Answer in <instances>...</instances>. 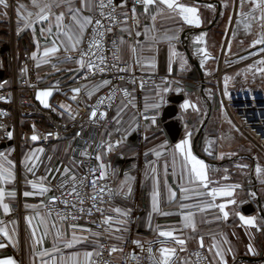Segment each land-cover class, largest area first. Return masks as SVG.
Listing matches in <instances>:
<instances>
[{
  "label": "snow or ice",
  "instance_id": "1",
  "mask_svg": "<svg viewBox=\"0 0 264 264\" xmlns=\"http://www.w3.org/2000/svg\"><path fill=\"white\" fill-rule=\"evenodd\" d=\"M250 5V10L245 13V5ZM199 0H195L193 4H187L182 0H29L28 3L17 2L15 7L9 3V0H0V17L9 18V10L12 9L17 17L16 35L19 37L21 32L26 29L31 30V40L35 44L34 51H31L30 56L26 54V59H31L35 62V67L40 68L43 64H48L51 60L56 59L61 63H75L78 65L77 69H69V72H75L76 75L72 76L74 83H79L80 80L89 81L95 76L98 71L103 74L109 69V65L106 63L107 58L103 55L104 49L102 43L105 36L108 33H113L114 29H118V32L114 33V38L111 43L115 48L119 45L129 44L131 53L136 56L135 64L140 65L142 63L140 57L136 55L142 51L147 45L149 51H159L158 45L161 43H167L168 45V58H167V71L168 76H173V65L179 60V68L184 70L188 64V59L177 50V43L181 42L179 32L182 30L183 25L189 27L199 28L201 27L202 20L199 14ZM222 8L227 9L228 3L223 2L220 5ZM239 12L238 15L250 18L259 24V35L250 44L251 49H256L257 46H261L258 52H250L248 56L241 57V59H250L252 56L264 53V0H238ZM204 7L215 10L217 5L206 4ZM237 7V0H233V10ZM94 10H97L95 15L91 14ZM257 13L259 15L257 16ZM223 13H221L222 15ZM158 18L160 20H175L182 22L181 29L166 28L163 35H159V29L157 28ZM21 21H23V27H21ZM228 23L231 25L232 17L229 16ZM239 23V21H237ZM37 26L38 29H37ZM247 29L251 28V24L245 25ZM90 29V32H89ZM38 32V34H37ZM250 34V32L248 33ZM205 35L201 34L195 36L192 40V44L202 45L205 44ZM233 38L236 33L233 32ZM88 36L87 41L85 37ZM43 38L45 44L43 46L42 56L38 55L41 50L40 39ZM87 47H83L84 44ZM242 43V41H241ZM228 50H231V43L229 42ZM63 51L65 54L63 58L59 56V53ZM75 54V55H73ZM194 55L201 58L200 64L203 67L205 60L210 58V53L204 47H194ZM149 67L155 68V58H151L147 61ZM56 68V65H53ZM112 68H116L117 72H126L130 66L119 67L117 64H112ZM59 70V69H57ZM86 70V71H81ZM22 73H27L28 69L25 67ZM248 71L253 73V76L259 75L260 80L264 82V59H260L248 66ZM240 75V73H237ZM79 78V80L77 79ZM119 79L123 80L124 77L120 76ZM229 77L224 78L225 89L223 95L229 96L227 91V85ZM247 80V76H245ZM135 83V79L130 81ZM8 81L0 82V88H3ZM111 83L110 80L104 79L102 82L92 85L89 89V84H81L79 87L73 86L69 88V91L73 93L69 98L76 102L77 106H81L82 101L77 97L85 90L87 98L92 99L93 95L99 92L102 88L108 86ZM164 83L168 87L163 88L162 91L157 92V97L153 103H145L142 111H137L133 116L125 120L126 109L131 106L136 108L133 103L134 97L130 98L127 103H123L116 109V114L111 120H107L108 124H112L111 130L105 128L104 132L100 133L101 139L97 142L91 137V134L84 128L83 125L72 133L71 140L82 139L86 144L84 149H78L73 147L70 142L65 150V160L61 162L59 166L53 167V156H47V165H45V176L40 177L41 183L48 179L49 176L53 180L56 179V175H60L61 183L56 187L60 191V197L50 196L48 202L55 204L59 201L64 205L65 210L71 209L74 211H67L66 215H62L61 220L71 219L77 221L84 217L92 218L99 214L100 219H90L86 223H92L96 229L100 231H94L92 228L85 227L72 223L69 227L72 229L71 239H64L65 233L56 228L55 224L51 225V229H55L54 241L52 249H44L38 251L37 246L42 245L44 239L50 234L51 229L45 218L41 217L38 220V224H33V216H27L28 227L31 229L32 238V250L33 256L41 258V264H111V261H102L98 258L102 257L105 251V245L101 243L104 238L115 239L120 241L121 244H132L136 248L140 249L141 253L147 252V258L149 264H192L191 256L197 258V264H229L228 257L231 256L232 261L236 259V253L230 246V242L227 236L221 235V239L217 241L215 236L210 237L211 243L206 246L205 238L203 235H189L187 239L181 236L175 235V230H160V226L157 225L155 229L152 228V214H159L162 216H170L177 213L163 211L160 207V185L161 175L157 172L156 167L151 166V162L146 163L145 180L151 179L152 192H151V212L147 218V227L154 231L155 234L163 239H157L155 241L142 242L139 239H129L125 234L130 233L131 213L133 209L128 207H121L115 205L113 202L116 198L127 200L133 194V187L130 181H134L135 177L129 174H124V180L118 184L117 187H112L109 183H101L102 181L109 180V169L111 168V161L107 158L115 151L120 149L122 145L128 148H134L133 141L137 136L141 138V143H150L153 139H159L162 134L165 135L164 141L144 152V156L148 157L149 154H153L156 157H161L164 151H167L171 147L172 165L171 173L169 172V164L165 161L163 165V183L168 191L169 203L175 202L177 199V192L168 184L169 176L178 177L179 191L183 195L180 197L183 201H192L193 203H181L179 205L180 213L183 219V228L191 229L192 233L197 232L195 223V215L192 209H198L203 213L208 209H218L221 215L215 217L216 221L223 219L227 221L230 216V212L226 211L229 205H237V200L234 198V190L241 187L237 185H227L224 187H214L209 190L210 183H218L217 181H211L208 175L207 165L202 159L198 158L194 154L192 146L193 133L188 130V126L184 125L185 135L181 137L179 142L170 145L166 129L162 126L164 124L163 114L166 105L169 103L165 95L169 91H172V83L177 86L174 91L177 95L184 91L179 86V81L164 80ZM255 83V79L253 80ZM57 90L58 89V86ZM141 89L143 88V81L140 82ZM124 96L131 97V93L127 89H122ZM67 95V92L63 93ZM187 95V93H185ZM53 96V91L49 90H37L35 93V99L39 101L40 105L44 109H48L53 112H57L62 118L67 114L69 120L72 121L75 126V114L69 105L58 104L53 106L49 102V98ZM114 98V93H109L107 97H100L95 106L90 110L89 125H99L100 120H105L107 112L100 113L99 120L97 119V111L100 105L108 100V107H111V102ZM230 98V97H229ZM0 100L7 98L0 96ZM179 107L186 112L189 108L195 111H199L197 105L191 103L185 99L179 105ZM0 115H6V113H0ZM231 123V121H229ZM238 130V129H237ZM64 131H68L67 123L64 126ZM0 139H7L12 141L14 139V129L5 130L4 125H0ZM31 135L26 136V141L37 142L42 139H49L55 137L60 139L59 132L49 131L46 136H42L36 125L31 126ZM86 133H88L86 135ZM116 136L113 141L112 137ZM16 149L9 145L8 150H0V185L12 184L16 181V168L17 162L11 158L12 153ZM56 151L55 148L52 149ZM207 151V149H205ZM79 152V156L84 159H77L76 153ZM45 153L44 147H31L24 154L23 160L20 162L24 168L25 173H31L35 175L38 167L44 163L41 159ZM71 153V154H69ZM237 153H229L228 155H236ZM123 152H121V158H123ZM211 155V153H209ZM177 158H179L180 172L177 174ZM220 159L224 158V154H221ZM85 159L89 161L85 165ZM259 161V157H254ZM86 168V171L80 173L81 168ZM238 168H247L246 164H237ZM227 171V169H225ZM254 172L257 180L264 184V166H261L259 162L256 163ZM149 173L151 175H149ZM112 175H115L113 170ZM224 179H228L227 176ZM184 181L191 187H185ZM26 184H30L33 190H25L23 197H34L39 195L44 197L47 193L52 191L50 187H43L37 185L36 182L26 179ZM90 185V187H89ZM203 189V190H201ZM248 195L255 199L257 193L251 191ZM10 197L15 200L17 192L5 191V188L0 186V209L3 210L5 216L12 212L10 204L5 202V197ZM223 196L229 197L227 203H214L216 197ZM107 197V199L105 198ZM204 197H211V201L204 199ZM71 198V200L69 199ZM246 203V201L241 202ZM88 205L85 207V205ZM105 205H108L107 210ZM25 209H36L40 207H47L41 202V204H24ZM106 211L112 214H106ZM79 213V215H77ZM48 214L51 215V209H48ZM233 214L239 217V221L242 226H246V232L248 229H255L256 231H264V219L261 220L260 225L257 224V217H246L244 214L235 211ZM59 215V214H58ZM211 223V221H205ZM13 225L18 227L17 221H12ZM43 226V233L37 237L38 226ZM17 227H13L10 231L7 227V222L0 219V249H5L8 246L13 248H19V233ZM182 231V230H181ZM77 232L83 235H77ZM235 235V234H233ZM91 240L94 248L92 251H76L74 253L65 254L64 249H72L78 244L86 243ZM195 240L198 244V249L204 250L208 253V256L204 255V252L197 250L189 253L188 256H181L180 253H188V241ZM63 242V247L60 246V242ZM145 243L147 247H145ZM224 245H229L227 248ZM108 256H113L116 253H125V248L117 244H111L107 247ZM247 253L253 256L258 255L251 243L247 245ZM54 254H59L58 258ZM81 256L83 259H81ZM49 257L50 259H43ZM128 259L134 260L137 264H140L141 257L136 253L130 252L126 255V261ZM0 264H21L20 261L14 257H6L0 259ZM32 264H35L33 260Z\"/></svg>",
  "mask_w": 264,
  "mask_h": 264
},
{
  "label": "crops",
  "instance_id": "2",
  "mask_svg": "<svg viewBox=\"0 0 264 264\" xmlns=\"http://www.w3.org/2000/svg\"><path fill=\"white\" fill-rule=\"evenodd\" d=\"M17 2L28 3L29 0H9V3L15 7ZM182 2L187 4H193L195 0H182ZM226 2L229 7L227 9L222 8L220 5ZM206 4H214L217 5L215 10L208 9L204 7ZM199 14L202 20L201 27H189L187 25L182 26V22H178L175 20H160L158 18L157 28L159 29V35H163L166 28L173 29H181L179 35L181 37V42L177 43V50L184 55L187 59V55L183 47L186 45L189 50H192L191 53L196 61L199 62L201 58L194 55V49L192 47V40L197 35L206 34L205 35V44L198 45L197 47H204L210 53V58L205 60L203 67H201V71L203 74V78L205 79V86L202 88L200 82H195V88L192 92H186L187 95L184 96V100L187 99L191 103L197 105L199 111H195L192 108H189L186 112H184L179 105L178 107V116L171 120V122H177L180 126V136L176 142H179L181 137L185 135L184 125L188 126V130H190L192 135V146L194 154L197 155L198 158L202 159L207 165L208 175L211 181H217L218 183H210L209 190L214 187H224L227 185H237L239 184L241 187L236 188L234 190V198L237 200V205H229L226 211L230 212L229 219L227 221H223V219L216 221L215 217L217 215H221L218 209H208L205 212L201 213L198 209H192L196 213L195 215V223L197 227V232L192 233L191 229L183 228V219L180 213L179 205L181 203H193L192 201H183L180 197L183 195L179 191V182L178 177L169 176L168 184L173 188L174 191L177 192V199L175 202L169 203L168 201V191L163 183V165L165 161L169 164V172L171 173V165H172V156H171V147L167 151H164V154L161 157H156L155 155L150 153V162L152 167L157 168V172L161 175V185H160V207L163 211H169L173 213H177L170 216H162L159 214H152V228L155 229L157 225L160 226V230H175V235L181 236L182 238L187 239L189 235H196L197 237L203 235L205 238L206 246L211 243L210 237L215 236L217 241L221 239L220 234H224L227 236L228 241L230 242V246L236 253V259L233 262L231 256L228 257L229 264H264V260L249 263L247 261L242 260V257H251L258 258L260 254H264V231H256L255 229H248L246 232V226H242L239 221V217L233 214V209L244 214L246 217L256 216L257 224L260 225L261 220L264 219V184H261L255 175L254 168L257 162L261 166H264V159L255 150L248 141L237 131L228 114L220 107L219 102L216 101L215 97L218 99V92L215 85V81L213 80V75L217 72L219 65L221 64V60L223 56H225V64L230 67V71L225 77H229L227 89L233 91L235 94H239L244 96L245 98H250L254 95L255 92L258 91L257 84L259 75L253 76L252 72L248 71V66L251 63L243 62L244 59H241V53L247 51L250 47L252 41L258 37L259 34V24L256 21L251 20L250 18H246L245 16L238 15L236 19L233 20V0H203L199 2ZM249 5H245L244 12L247 13L249 11ZM221 13H223L221 15ZM92 14V13H91ZM218 14V18L214 24V26L209 30H201L206 29L213 21L215 15ZM259 14L257 13V16ZM232 17V23L229 25L228 18ZM239 21V23H237ZM21 27H23V21L20 22ZM251 24V28L247 29L245 25ZM16 26H17V17L15 12L10 9L9 10V18L0 17V82L8 81L7 86H11L16 81L20 83L23 79L27 80L28 83H36L43 90L51 89L53 91V96L49 98V102L53 106H57L58 104L69 105L73 112L78 108L76 102L70 100V96L73 95L72 92H67V95H64L61 91V88L69 86L72 82V76L76 75L75 72H69V69H77L78 65L73 63H61L56 59L51 60L48 64L41 65L40 68L35 67V62L30 58L27 59L26 68L28 69L27 73H21L22 59L27 55L30 56L31 51L36 50L35 44L31 40V30L26 29L23 30L18 37L16 35ZM39 26H37L38 29ZM233 32L236 33L235 38H233ZM250 32V34H248ZM38 34V32H37ZM242 41V43H241ZM231 43V50H228V43ZM41 50L38 55L42 56L43 46L45 41L43 38L40 39ZM8 46V51H2L3 47ZM159 51H149L148 46L146 45L144 49L138 52V55L142 61L140 65L135 64L136 56H134L130 51L129 44L121 45V61L123 63H127L130 67V70L139 71V72H147V73H158L161 75H168L167 71V58H168V45L167 43H161L158 45ZM224 52V55L222 56ZM61 58L64 57L63 51L59 53ZM155 58L156 67H149L147 61L151 58ZM56 65V68L53 65ZM193 64L190 63L188 59V64L186 65L184 70L179 68V60L173 65V81H186L187 73L193 69ZM59 69V70H57ZM82 71V70H81ZM240 73V75H237ZM245 76H247V80H245ZM224 77V78H225ZM255 79V83L253 80ZM104 79L93 80L90 83L86 82L84 84H89V89L92 85L98 84L102 82ZM175 83H172L171 87L174 88ZM223 85L224 79H223ZM58 89L57 90V87ZM107 87V86H106ZM104 87V88H106ZM168 87L167 84H161L158 87H150L141 91V93L135 92L133 94L136 108H132L129 106L126 109L125 120L130 119L134 113L138 110L142 111L145 103L151 104L153 103L157 97V92L162 91L163 88ZM102 88L100 91H102ZM85 89L81 94L82 97L78 96L77 98L82 101V106L87 105L91 102L94 97L100 92H97L93 95L92 99L89 100L86 95ZM175 91H169L164 94L166 100L171 95H174ZM124 101H119L116 105L110 120L116 114V109L118 106H121ZM168 105V104H167ZM39 110L44 114L48 113V109H44L42 105L39 103ZM80 107V106H79ZM209 115V117H208ZM208 120L203 127L202 135H201V143L200 146H194L195 137L199 131V129L204 124L206 118ZM54 119L57 121H61L63 123H68L69 120L67 114L62 118L57 112L54 113ZM231 121V123H229ZM48 120L41 113L40 115L32 114L31 120H23L21 118H15V115H12L8 119V124L12 129H14V139L11 144H0V150H8L9 145L16 149L15 152L12 153L11 158L17 162L16 168V176L17 179L14 183L8 185H0L5 188V191H13L17 192V197L15 200H12L10 197H5V202L10 204L12 208V212L5 216L3 210L0 209V219H3L7 222V227L11 231L13 227H17L12 224V221L18 222L17 231L19 233V244L17 248H13L11 245L5 249H0V259L6 257H14L21 264H32L33 260L35 264H41V258L33 256L32 250V238H31V229L27 225L26 217L33 216V224L37 225L38 220L43 217L46 219L49 228L51 229V225L55 224L56 228L60 229L63 233H65L64 239H71L72 229L66 225L58 223L52 217L45 215L41 207L36 209H25L24 204H41L44 201L45 197L50 193H47L44 197L36 195L34 197H23V192L25 190L28 191H36L38 192V188L33 190L30 184H26L27 180H32L37 183L38 187H50L51 183L55 181L60 175H56V179L53 180L51 176L48 177L43 183L40 181V177L45 176V165H47V156H53L52 164L57 161L61 162L65 160V150L69 144L68 141H53L49 144L48 147L45 148V153L41 157L44 161L35 172L33 176L31 173H25L22 164L20 163L23 160L24 154L31 147H43L37 142L26 143L20 141L18 144L15 141L17 135L23 132H31V126L33 124L37 125L41 129H47L49 127ZM113 125L110 126V130ZM165 139V135L162 134L159 139H153L150 143H142L138 144L140 140L135 144L134 148H128L127 146L120 147L117 151L119 153L123 152L127 159H132L136 157L139 153L144 154V152L149 151L150 149L157 147L160 145ZM245 139V140H244ZM176 142H169L170 145ZM55 148L56 151L53 152L52 149ZM207 149V151H205ZM211 153V155H209ZM229 153H237L236 155H228ZM258 154L259 161L254 159V154ZM221 154H224V158L220 159ZM253 154V155H251ZM109 156L107 159L111 161V166L115 167L116 178L118 180V184L124 180V174H121L123 170L119 166H114V159ZM59 164V165H60ZM237 164H246L247 168H238ZM125 167V166H124ZM227 169V171H225ZM82 168L80 169V172ZM177 174L180 172L179 167V158H177ZM145 172H146V164L138 167V169L134 172L129 173L130 176L135 177L134 181H130L132 187L137 186L135 195L136 205L144 206L146 211L142 214H138L133 220L134 226V239H139L142 242L147 241H155L157 239H163L158 237L154 231L150 230L147 227V218L149 213L151 212V192H152V181L151 179L145 180ZM121 174V175H120ZM149 175H151L149 173ZM227 176L228 179H224ZM185 187H191L188 185L186 181L183 182ZM203 190V189H201ZM251 191H255L257 193V197L252 199L248 193ZM204 199L211 201V197H204ZM231 199L229 197L218 196L216 197L214 203H227V201ZM135 201L131 199L129 202V206L135 204ZM246 201V203H241ZM245 204H251L253 207V211L249 214H245L242 211V207ZM127 207V206H121ZM108 208V206H107ZM106 214H112L106 211ZM211 221V223L205 222ZM130 226V225H129ZM182 230V231H181ZM44 229L43 226L40 225L37 228V237L41 236ZM235 234V235H233ZM55 229H51L50 234L44 239L42 245L37 246L38 251H43L44 249H52L53 241H54ZM77 235H83L80 232H77ZM126 236L128 234H125ZM2 240V238H0ZM102 240H107L111 244L121 245L120 241L115 239L104 238ZM101 240V241H102ZM251 243L253 248L256 250L258 255L253 256L247 253V245ZM60 246L63 247V242H60ZM229 245H224L227 248ZM188 253L190 250L198 247V244L195 240H189L188 244ZM94 245L91 240L86 243H81L73 247L72 249H64V253L70 254L76 251H80L83 253L84 251H92ZM188 253H180L181 256H188ZM58 258L59 254H54ZM210 257V256H209ZM43 259H50L49 257H44ZM81 259L83 257L81 256ZM211 259V257H210Z\"/></svg>",
  "mask_w": 264,
  "mask_h": 264
},
{
  "label": "built area",
  "instance_id": "3",
  "mask_svg": "<svg viewBox=\"0 0 264 264\" xmlns=\"http://www.w3.org/2000/svg\"><path fill=\"white\" fill-rule=\"evenodd\" d=\"M250 9V5H249ZM239 12V6H238V0H237V7L236 10L233 13V20L238 17ZM97 13V10L93 11V15ZM259 14V13H258ZM90 32V29H89ZM118 32V29H114L113 33H108L104 41L102 43V47L104 49L103 55L107 58L106 63L109 65V69L104 72L103 74L99 73L98 71L95 73V76L91 79L98 80V79H107L110 80L111 83L104 88L102 91H100L94 99L89 102L85 106L78 107L73 113L75 114V126L73 125L72 121L67 123L68 131H64V126L66 123H63L61 121H57L54 119V113L53 111H48V113H42L39 110V101L35 99V93L37 90H43L41 87H39L36 83H28L27 80L23 79L20 83L14 82L13 85L7 86L4 85L3 88H0V96L6 97L7 102L5 100H0V113H6V115H0V125L5 126V130H11L8 119L12 115V113L15 115V118H21L23 120H31V115L37 114L40 115V113L46 117L48 120L49 127L47 129H41L36 125V128L38 132L42 136H46L49 131L51 132H59L60 139L57 140L55 137H50L49 139H42L39 140L38 143L42 145L43 147H48L49 144L53 141H68L71 142L73 147L78 149H84L86 147V144L82 139H76L75 141L71 140L72 133L77 131L81 125L84 126L86 130L91 134V137L95 139L97 142L101 139L100 133L104 132L105 128L110 130V126L112 124H108L107 120H110V117L116 107V105L119 103V101H124L125 103L128 102L130 98L133 97V94L135 92L141 93L142 90L150 88V87H158L161 84H165L164 80H170L173 81V78L176 76L169 77L168 75H161L158 73H147V72H139L134 70H129L126 72H117L116 68H112V64H117L119 67H125L129 66L127 63H123L121 61V45H119L117 48L114 49L111 41L114 38V33ZM260 32V29H259ZM259 35V34H258ZM88 36L85 37V41H87ZM83 47H87V44L85 43ZM261 46H257L256 49L249 48L247 51L240 54V56L246 57L249 55L250 52H258L259 48ZM64 54V53H63ZM65 55V54H64ZM75 55V54H73ZM224 55V52L222 56ZM225 56H223L221 60V64L218 67L217 72L213 75V80L215 81V85L218 92V102L220 107L228 114L229 118L231 119L232 123L234 124L235 128L238 129L237 131L248 141V143L258 151V153L263 157L264 159V82L260 80V77L258 78V84L257 89L258 91L252 95L250 98H245L242 95L235 94L233 91L228 90L229 96L223 95L224 93V85H223V79L230 71V67H228L225 64ZM264 59V53H260L259 55L252 56L250 59H244L243 62L245 63H251ZM22 69L26 67L27 65V59L26 56L21 61ZM21 69V70H22ZM86 71V70H82ZM22 73V71H21ZM123 76L124 79L121 80L118 77ZM79 80V78L77 77ZM132 79H135V83H131L130 81ZM143 81V88L140 87V82ZM89 81H83L80 80L79 83H74V81L66 87L61 88L59 91L62 93L70 92L69 88L76 86L79 87L81 84H84ZM185 81H181L179 83V86L184 89L183 92H181L179 95L185 96L186 90L184 86ZM197 82V81H196ZM199 82V81H198ZM205 82V79H204ZM177 85H174L173 90L175 89ZM122 89H127L131 93V97L124 96V93ZM109 93H114V98L111 102V107H108V100H105V103L100 105L98 111H97V119L99 120L100 113L107 112V117L105 120H100L99 125H89V115L90 110L93 106H95L97 100L100 97H107ZM175 95L176 92L174 93ZM80 98L82 97V94L79 95ZM230 97V98H229ZM169 104V103H168ZM167 106V105H166ZM3 133L0 132V135ZM31 132H23L16 136L15 141L18 144L20 141L30 143V141H26V136H30ZM88 133H86L87 135ZM140 138V137H139ZM113 141L116 139V136L114 135L112 137ZM9 142L6 138L0 139V144ZM142 144V143H141ZM140 145V144H139ZM71 154V153H69ZM77 159H84L79 156V152L76 153ZM112 160L118 156L121 158V153L118 151L113 152L110 155ZM123 160H126V156L123 155ZM150 161V154L148 157H145L144 154L139 153L136 157L132 158L130 165H124L123 170L121 171V174H129L131 172H134L138 169V167L145 165L147 162ZM89 163L87 159H85V165ZM60 162L57 161L56 163H53L52 166L56 167L59 166ZM113 170H115V167H112L109 169V180L108 181H102L101 183H109L112 187L118 186V180L116 178V172L115 175H112ZM86 171V168L82 167L81 174ZM120 174V175H121ZM61 183V177L57 178L55 181H53L50 185V188L52 191L45 197L43 203L47 205V207H41L42 212L45 215H48L55 219L58 223L66 225L69 227L70 224L76 223L78 225H83L85 227L92 228L94 231H100L101 229H96L95 225L92 223H86V221L90 219L99 220V214L92 218L84 217L83 219L72 221L71 219H65L61 220L62 215H66L67 211H74L71 209L65 210V207L63 204H61L59 201L55 204H50L48 202V197L50 196H56L60 197V191L57 189V185ZM90 187V185H89ZM137 186H133V194L135 195ZM130 196L127 200H123L121 198H116V200L113 202L117 206H127L128 208L133 209L131 213V222H130V233H128L129 239H134L133 233H134V226H133V220L138 214H142L146 211L144 206H138L136 205L135 197ZM107 199V197H105ZM71 200V198H69ZM131 199L135 201V204L132 206H129V202H131ZM88 205L86 204L85 207ZM107 206L105 205V209L107 210ZM48 209H51V215L48 214ZM59 214V215H58ZM79 215V213H77ZM101 243L105 245V251L102 257L98 258L102 261H111V264H137L136 261L128 259L126 261V255L130 252H135L137 256L141 257L140 264H149L148 258H147V252L141 253L140 249L136 248L135 245L132 244H121L119 246H122L125 248V253H116L113 256H108L107 247L111 245V243L107 240H102ZM145 247H147V244L145 243ZM197 250H200L204 252V255H209L204 250L198 249V247L192 249L189 251V253L195 252ZM188 253V254H189ZM192 264H197V258L195 256H191Z\"/></svg>",
  "mask_w": 264,
  "mask_h": 264
},
{
  "label": "water",
  "instance_id": "4",
  "mask_svg": "<svg viewBox=\"0 0 264 264\" xmlns=\"http://www.w3.org/2000/svg\"><path fill=\"white\" fill-rule=\"evenodd\" d=\"M203 0H199V2H201ZM218 18V14L215 15L212 23L206 28V29H201V30H209L211 29L216 20ZM198 45L194 46L192 45L191 49H194V47H197ZM8 46L3 47V49H1L2 51H8ZM183 49L185 50V53L190 61L191 64H193L194 68L191 69L186 77L187 80L184 82V86H185V90L186 92H192L193 89L195 88V82L199 81L201 83L202 88L205 86V82H204V78H203V74L201 71V67L198 61H196L193 57V54L191 53L192 50H189V48L185 45L183 47ZM216 101L218 102L217 97H215ZM184 100V96L183 95H171L170 97H168L167 101L169 102V104L165 107L164 109V114H163V120H164V124L162 125L165 129H166V135H167V139L169 142H176L177 139L180 136V126L177 122H171V120L175 119L178 116V107L177 105H179L182 101ZM209 117V115H208ZM208 117L206 118L204 124L202 125V127L199 129L195 140H194V146H200L201 143V133L203 130V127L205 126ZM138 140H141V138H139V136H137L134 140V142ZM12 141H9L7 143H4L6 145L11 144ZM136 143V142H135ZM138 144H141V142H137ZM132 159H126L123 160L121 158H119L118 156H116L114 158V166H119L123 169V166L126 164L127 166L131 164ZM253 207L251 204H245L242 207V211L245 214H249L253 211ZM242 260L247 261L249 263H253V262H258V261H262L264 260V254H260V257L258 258H251V257H242Z\"/></svg>",
  "mask_w": 264,
  "mask_h": 264
},
{
  "label": "rangeland",
  "instance_id": "5",
  "mask_svg": "<svg viewBox=\"0 0 264 264\" xmlns=\"http://www.w3.org/2000/svg\"><path fill=\"white\" fill-rule=\"evenodd\" d=\"M245 140V139H244ZM246 141V140H245ZM121 147H123V145L121 146ZM251 155H253V154H251ZM254 157H258V154L256 153V154H254ZM257 161V160H256Z\"/></svg>",
  "mask_w": 264,
  "mask_h": 264
},
{
  "label": "flooded vegetation",
  "instance_id": "6",
  "mask_svg": "<svg viewBox=\"0 0 264 264\" xmlns=\"http://www.w3.org/2000/svg\"><path fill=\"white\" fill-rule=\"evenodd\" d=\"M125 166H126V164H125Z\"/></svg>",
  "mask_w": 264,
  "mask_h": 264
}]
</instances>
